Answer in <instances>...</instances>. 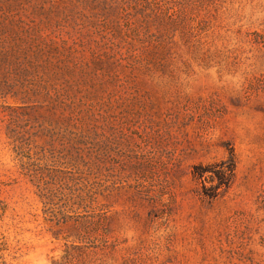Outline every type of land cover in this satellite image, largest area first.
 Segmentation results:
<instances>
[{
    "label": "rangeland",
    "instance_id": "374dc122",
    "mask_svg": "<svg viewBox=\"0 0 264 264\" xmlns=\"http://www.w3.org/2000/svg\"><path fill=\"white\" fill-rule=\"evenodd\" d=\"M0 44V264H264V0H0Z\"/></svg>",
    "mask_w": 264,
    "mask_h": 264
},
{
    "label": "trees",
    "instance_id": "16d2710c",
    "mask_svg": "<svg viewBox=\"0 0 264 264\" xmlns=\"http://www.w3.org/2000/svg\"><path fill=\"white\" fill-rule=\"evenodd\" d=\"M42 51L44 50L40 47L37 50L36 54L42 55ZM12 57L13 56H12L11 50L0 44V70L3 72V80L2 81L0 80V87L3 84H7V86L10 89H14V88L16 89L17 87V84L13 82L14 78H12L9 75V72H10L9 66L11 64H12L11 68H13V71L19 72L16 74L17 75L16 81L17 82L21 81L22 86L25 85L24 80L27 77V71L25 69H20L19 66H16L15 61H12ZM42 88L43 89L46 88L45 84L40 85L37 90L36 89L34 90V93H35L34 95L41 96V98H34L36 99L35 101H37L36 105H42L44 101L49 99V98H43L48 94V92H43ZM53 104L54 103H52V105ZM56 107H57V104L55 103L54 106L51 107L52 112L56 113V110H57ZM65 111L66 110H64V112ZM70 116L64 117L63 119H61V122L58 123L61 125L63 129L56 130V133H53L51 130L52 129L51 125H50L49 128H43V132L49 135V138L52 144L56 141L61 142L63 151H65L66 155L69 157L68 160H66V162L70 165L75 166L77 165L78 159L81 157L82 149L80 146L85 145L87 143L86 140L89 137V135L87 134L86 129L82 126L81 122L78 120H75L71 113H70ZM8 129H10L9 132L7 133L10 139L8 144L10 145V148L12 149V151L16 153L15 159L19 160V166L21 170L23 171L22 173L29 175L31 177H34L35 172H33L32 170H27L26 164L32 163V165H28V166H33L34 164H38L39 162H37L36 160H33L32 156L30 155L26 156L28 158V161H25L24 160L25 155H23L22 153V152H29L31 150L30 144L28 143L29 141L25 142L26 140L25 141L23 140V138L25 137V133L29 134V132L27 130H23V132H25L23 133L19 131V129L13 128L12 126L9 127ZM12 133L16 134L17 136H15ZM32 137H33V134L29 136V138H32ZM57 153H58L56 156V159H58L57 163H61L60 162L61 156L63 154L65 155V153H62L61 151ZM232 171H233V168H232ZM217 175L219 179L218 187H220L224 182H229L227 175L223 174L222 172H219ZM0 210H2V214H3V212H5L6 210V206L1 207Z\"/></svg>",
    "mask_w": 264,
    "mask_h": 264
}]
</instances>
